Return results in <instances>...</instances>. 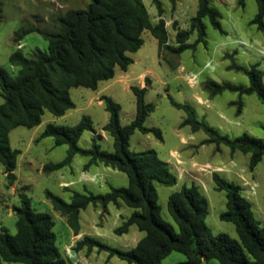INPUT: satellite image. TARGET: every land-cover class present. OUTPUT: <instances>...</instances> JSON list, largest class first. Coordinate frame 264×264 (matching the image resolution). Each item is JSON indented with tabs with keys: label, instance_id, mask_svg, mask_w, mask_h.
I'll return each mask as SVG.
<instances>
[{
	"label": "trees",
	"instance_id": "1",
	"mask_svg": "<svg viewBox=\"0 0 264 264\" xmlns=\"http://www.w3.org/2000/svg\"><path fill=\"white\" fill-rule=\"evenodd\" d=\"M255 1L257 10L250 23L264 30V0ZM153 2L160 13L158 0ZM239 2L243 3L244 0ZM220 17V12L210 5L209 0H197V8L190 18L189 27L177 29L176 44H169L164 19L151 22L142 0H89L84 8H69L58 15L55 30L29 27L16 31L15 39L29 32H37L47 41V50L42 52L36 49L31 56L19 49L12 51L8 61L17 66L15 74L0 66V94L3 97L0 103V163L7 181L11 183L16 178L14 169L19 153L9 145L8 133L12 128L38 125L44 110L55 116L65 114L75 106L69 94L70 88L83 86L96 89L99 81L114 76L116 66L125 71L133 62L127 52H134L141 46L143 30H148L156 39L158 51L165 47L178 54L204 42V18H208L212 27L223 33ZM192 32H195L196 37L190 43L187 39ZM232 67L247 75V86L206 79L203 82L204 89L212 94L225 90L238 92L239 95L254 93L264 104L263 70L257 64L248 68L238 65ZM130 89L135 96V114L128 124L120 123V105L111 96L99 97L109 114L102 129L112 137V152L102 150L95 141L90 148L78 146L82 132L93 129L88 115H83L72 126L48 122L37 137L50 136L55 145L67 144L64 158L43 164L44 171L66 166L78 154L87 158L83 164L84 169L103 164L125 173L127 177L126 186H111L108 192L101 194L72 190L69 201L49 190L45 191V197L51 202L53 210L65 218L74 235L80 232L81 209L92 204L105 210L108 203H123L132 209L121 224L113 229L116 234L128 232L131 225L144 233L127 250L113 247L87 234L75 241L73 249L91 250L96 247L107 251L108 257L116 255L128 264H159L171 251L185 256L184 260L174 264H202L213 259L219 264H264V228L259 226L250 202L241 194V185L222 177L216 171L211 174L214 188L224 191L226 197L225 210L219 214V218L234 225L237 239L222 232L212 233L205 224L208 201L193 182L188 186L182 185L167 198V210L177 224V231L161 219L155 184L174 185L177 176L153 149L137 152L129 150V138L135 130L152 132L156 137H161L159 128L144 125L146 116L154 109L152 102L145 101L146 86L131 85ZM170 102L185 113L180 125H188L192 131L205 132L206 137L202 143H213L216 146L223 144L231 152L238 150L249 153L250 169L264 158V140L245 133L229 137L199 120L188 103L176 102L171 97ZM18 195L20 204L13 207L15 233L0 228V264L2 260L22 264H73L60 254L55 244L52 216L48 212L33 209L25 193L19 192Z\"/></svg>",
	"mask_w": 264,
	"mask_h": 264
},
{
	"label": "rangeland",
	"instance_id": "2",
	"mask_svg": "<svg viewBox=\"0 0 264 264\" xmlns=\"http://www.w3.org/2000/svg\"><path fill=\"white\" fill-rule=\"evenodd\" d=\"M210 5L220 12V23L224 32L212 27L208 18H204L205 40L194 48L181 53H173L165 47L158 51L157 41L148 30L141 32L143 43L134 52H127L133 59L125 71L115 67L114 76L99 81L96 89L83 86L72 87L69 94L75 106L65 114L55 116L44 110L41 122L33 127L16 126L8 133L9 145L17 149L16 178L8 182L0 163V228L4 227L11 234L16 231L14 206L20 204L19 192L30 198V206L37 211L48 212L53 220L55 244L60 254L70 259L75 241L82 235L95 236L102 242L120 249H130L143 236L135 225L128 232L116 234L113 229L121 224L132 209L125 204H107L102 210L98 205L88 204L80 210V234L72 235L65 218L53 210L51 202L45 197L49 190L66 201L70 200L72 190L101 194L108 192L111 186H126L125 173L106 168L103 164L90 166L89 173H95V181L77 182L85 169L80 162L85 156L75 155L72 162L60 169L44 171L43 164L57 162L64 158L67 144L55 145L50 136L37 139L48 122L56 125L72 126L83 115L92 121V130H84L78 139V146L90 148L95 141L102 150L113 151L112 137L102 129L108 120V112L99 97L111 96L119 105V121L128 124L135 114V96L131 85L146 86L145 101L152 102L154 109L145 118L144 125L157 127L161 137L152 132L142 133L135 130L129 138V150L137 152L153 149L158 158L169 164L176 174L177 182L166 186L156 183L157 203L162 220L170 223L175 231L177 224L167 210L168 195L182 185L197 184L208 201V213L205 224L212 233H226L237 239L234 225L219 218L225 210V192L216 190L211 178L216 171L222 177L241 185V194L248 199L251 210L259 226L264 228V158L252 169L249 168V153L231 152L226 145L202 143L206 137L203 130L192 131L188 125H180L185 113L174 107L170 97L180 103H188L199 120H203L229 137L248 134L264 140V104L254 93L239 95L238 92L225 90L212 94L204 89L203 82L212 79L218 83L247 86L249 79L242 71L233 68L238 65L248 68L257 64L264 72V30H259L250 19L256 13L255 0H209ZM0 66L15 74L17 66L8 61L9 54L15 49L31 56L36 49L47 50V41L37 32H29L20 39L16 31L21 28L39 27L55 30V19L69 8H84L89 0H0ZM151 22L163 18L167 31V43H175L177 29H187L190 18L195 14L197 0H142ZM196 37L192 32L187 42ZM209 62L207 66L206 63ZM195 74L194 81L190 80ZM148 80V82H147ZM264 83V76H263ZM3 97L0 94V103ZM72 167L74 172L67 171ZM82 170V171H81ZM63 171V172H62ZM81 171V172H80ZM80 172V174H79ZM79 174V176H77ZM84 183V184H82ZM75 251V252H74ZM77 263L84 264H128L116 255L108 257L105 250L96 247L91 250L81 249L76 253ZM185 256L171 251L159 264H174ZM1 264H22L7 262ZM133 264V263H131ZM202 264H219L216 260Z\"/></svg>",
	"mask_w": 264,
	"mask_h": 264
},
{
	"label": "crops",
	"instance_id": "3",
	"mask_svg": "<svg viewBox=\"0 0 264 264\" xmlns=\"http://www.w3.org/2000/svg\"><path fill=\"white\" fill-rule=\"evenodd\" d=\"M74 158V157H73ZM73 158H72V160H73ZM86 160H87V158H86ZM86 160L85 161H83V162H80L81 164H82V167H83V164L86 162ZM72 162V161H71ZM69 165V164H68ZM95 165H97V164H95ZM92 166V165H91ZM105 166V165H104ZM106 168H109V166H105ZM89 169H90V166L87 168V169H85V172H82V174H81V176L78 178V181L77 182H83V181H95L96 180V175H95V173H89ZM73 171L74 172V170H73V168L70 166L68 169H67V171ZM82 171V170H81ZM80 171V172H81ZM63 172V171H62ZM80 172H79V174H80ZM79 174L77 175V176H79ZM82 184H84V183H82ZM122 204V206H123V203H121ZM106 208H107V206H106ZM80 214V213H79ZM127 217V216H126ZM72 231V230H71ZM81 232H79V234H80ZM79 234H77V235H79ZM72 235H74L73 234V232H72ZM79 239V238H78ZM80 251L81 250H79V251H77L78 253H80ZM75 252V251H74ZM77 252H75V253H73V255L70 257V258H74V256H75V260H73V264H77V260H79L78 259V257H77ZM80 262H81V264H84L81 260H80Z\"/></svg>",
	"mask_w": 264,
	"mask_h": 264
},
{
	"label": "built area",
	"instance_id": "4",
	"mask_svg": "<svg viewBox=\"0 0 264 264\" xmlns=\"http://www.w3.org/2000/svg\"><path fill=\"white\" fill-rule=\"evenodd\" d=\"M206 65L208 66L209 65V62H207ZM191 76H192V78H190V80H193L194 81V78H195L196 75L195 74H192ZM66 250H67V254L71 257L72 254L70 253V248L67 247Z\"/></svg>",
	"mask_w": 264,
	"mask_h": 264
}]
</instances>
